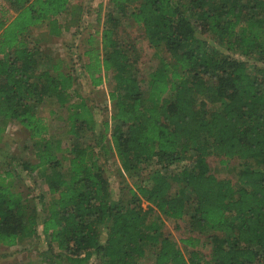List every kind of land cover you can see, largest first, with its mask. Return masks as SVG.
Here are the masks:
<instances>
[{
  "label": "trees",
  "instance_id": "1",
  "mask_svg": "<svg viewBox=\"0 0 264 264\" xmlns=\"http://www.w3.org/2000/svg\"><path fill=\"white\" fill-rule=\"evenodd\" d=\"M108 2L77 60L91 87L111 80L112 125L102 122L104 134L86 143L81 133L96 117L83 95L70 101L77 77L29 40L38 25L62 33L57 16L69 0H7L17 15L0 33V120L17 122L36 147L35 162L11 156L10 167L38 170L46 192L34 203L11 187L12 169L0 172V244L40 229L54 264H136L148 252L153 264H264V0ZM123 19L142 28L158 58L145 90L133 47L117 37ZM47 101L68 111L64 172L37 112ZM107 151L139 173L123 193L99 162ZM210 155L242 160L235 183L210 173ZM161 218L208 234V255L195 236L181 240L183 252L162 235Z\"/></svg>",
  "mask_w": 264,
  "mask_h": 264
},
{
  "label": "rangeland",
  "instance_id": "2",
  "mask_svg": "<svg viewBox=\"0 0 264 264\" xmlns=\"http://www.w3.org/2000/svg\"><path fill=\"white\" fill-rule=\"evenodd\" d=\"M69 7L67 9L70 11L60 15L59 18L60 22L63 19L65 20L64 25L66 27L61 34L52 36L47 33L45 27H39L30 34V40L37 41L44 53L48 54V59L59 58L64 70L70 71L77 77L76 84L73 90L70 91V101L74 102L77 100V95H83L87 106L94 113L96 117L95 127L81 133L86 143H94V140H96L95 134H104L102 122L106 120L110 123L109 125H112L110 116L114 108L112 102L108 99V92L112 89V82L108 79L101 86L91 87L89 81L84 78L78 69L80 59L77 60V56L82 55L86 44L85 40L89 34L100 32L103 16L109 8V2L108 0H70ZM97 14H99V20L97 19ZM96 36H99V33ZM117 37L122 42L129 43L133 47V55L137 58L141 87L145 90L147 74L157 64L158 58L154 55V50L149 47L144 38L142 28L131 22V20H122L118 27ZM213 43L217 44L215 40ZM252 64L254 63L252 62ZM37 112L43 116L48 125V133L45 136L51 138L54 144L58 141L59 150L56 156L61 160L62 167L60 171L64 172L67 160L63 156H67V148L70 144V137H68L66 132L68 129V111H66L65 107H60L47 101L38 106ZM28 136V133L17 122L8 121L4 123L0 120V172H4L8 168L12 169L14 177L9 180L11 187L20 190L25 195L27 194V197L29 199L33 198L35 203L37 202L35 197L46 192V185L39 175L40 172L37 170L28 174L24 171L18 173L16 169L10 167L12 165L11 156H16L18 159L28 162H35L34 153L36 147ZM99 162L103 165L105 175L108 177L111 188L115 193L116 191L118 193V189L119 192L122 189L123 193L128 183L132 184L139 178L136 177L139 173L133 172L131 174L130 171H124L112 151H107L106 154H99ZM206 162L210 173L219 179H230L233 183L236 182L238 171L243 165L242 160L236 158L227 159L215 155L208 156ZM147 167L149 168V166ZM141 173L144 174L142 171ZM30 184L32 188L28 189ZM33 202L30 204L33 205ZM160 222L162 235L175 242L183 252H187V248L181 240L195 236L200 240L197 249L205 256L208 255L210 248L208 234L189 231L184 220L161 218ZM46 244L47 240L41 234L40 229H38V235L26 238L22 243L19 242L11 247L0 244V264H54L48 261L44 255L47 248ZM52 247L53 253H50L51 255L59 253L55 244H52ZM53 260L58 261L56 259ZM63 264L65 263L63 262ZM136 264H153L150 252L143 259L137 261Z\"/></svg>",
  "mask_w": 264,
  "mask_h": 264
},
{
  "label": "crops",
  "instance_id": "3",
  "mask_svg": "<svg viewBox=\"0 0 264 264\" xmlns=\"http://www.w3.org/2000/svg\"><path fill=\"white\" fill-rule=\"evenodd\" d=\"M69 2H70V0H69ZM69 11H70L69 9H66V11H64V13L69 12ZM63 14H61V15H63ZM16 15H17V13L9 6V4L7 3V0H0V23L4 22L3 27L0 28V33L2 32L3 29H5L12 22V20L16 17ZM59 18H60V15L57 16L58 20H59ZM63 20H61V22L59 20V23L61 24V26L64 25V23H65V20H64V22H63ZM39 27H42V26H35L34 28H31V30L29 31V34H31L34 29L39 28ZM21 38L22 37H20V39ZM26 40H28V39H26ZM29 40H30V38H29Z\"/></svg>",
  "mask_w": 264,
  "mask_h": 264
}]
</instances>
